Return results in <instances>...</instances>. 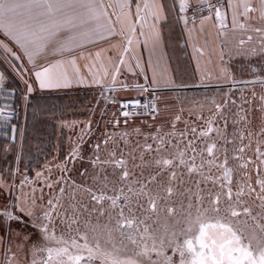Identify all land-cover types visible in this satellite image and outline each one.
Listing matches in <instances>:
<instances>
[{
  "label": "snow or ice",
  "instance_id": "1",
  "mask_svg": "<svg viewBox=\"0 0 264 264\" xmlns=\"http://www.w3.org/2000/svg\"><path fill=\"white\" fill-rule=\"evenodd\" d=\"M199 4L200 11L206 9L208 12L200 17L201 24L206 20L218 22V33L222 37L227 36L229 25L231 31L246 29L247 21L253 18L251 13L258 12L259 19L264 20V0H258L255 5L252 0H239L238 3L236 0H216L215 3L199 0ZM188 7V0H179L181 13ZM180 19L185 25L189 23L187 16ZM166 20L161 0H110L107 3L105 0H0V32L22 55L3 40H0V49L6 57L16 60L26 57L41 89L69 87L73 80L84 82L77 62L84 58L87 48L119 36L124 45L118 61L106 57L114 68L111 73L114 85L134 38L139 43L137 33L145 36L144 46L150 45L154 51L161 44L159 25ZM192 22H195L194 18ZM146 25L150 29L147 35L144 32ZM253 31L261 34L259 51L253 48L237 55L264 58V28L254 27ZM252 38L249 35L248 41ZM227 43L225 40L223 47H227ZM239 43L244 45L246 42L241 40ZM107 51L111 49L89 52L88 57L100 61ZM45 53L56 56V62L47 66L37 64V58ZM12 66L17 68L15 64ZM108 75L107 69L103 75L92 73V82L103 88ZM4 79V74L0 73V88ZM24 82L27 92L31 93L32 85ZM152 83H156L155 77ZM243 83H259L264 87V78ZM135 87L141 92L147 91L144 85ZM252 96L255 99V92ZM24 99L27 100V95ZM260 101L258 129L253 125L252 108L241 107L244 115L237 113L233 118L231 133L227 131L228 118L223 115V127L219 124L214 127L212 120L206 121V127L199 131L196 127L186 126L176 143H173L174 133L161 134L158 130L151 137L153 143L144 146V151L155 153L150 161L144 162L150 169L147 173L141 170L137 174L130 170L128 162L122 156L117 158L115 152L107 159H101V146L96 144L91 163L100 166L93 176L98 187L96 190L84 188L94 204L90 210L87 204L82 205L88 212L84 226L91 231V240L79 228L75 229L76 235L70 234L68 239L63 232L56 234L54 214L58 215L57 208L62 207L58 199L41 204L38 215L35 213V196L28 208L19 203L10 204L9 209L15 208L32 218V227L39 231L44 242L33 243L27 249V264H264V96ZM113 103H119L125 109L149 108L147 103L142 104L135 97ZM245 103L251 106L252 100H245ZM222 107L217 105V112H221ZM151 109L155 111L156 105L153 104ZM13 114L12 105L0 107V120L5 123L13 118ZM122 115L129 117L131 113L124 111ZM179 119L177 116L176 120ZM15 131L12 126V132ZM103 143L106 145L107 139ZM70 155L74 160L77 149ZM140 159L144 161L143 153ZM109 167L113 169L112 175L119 169L118 182L109 180ZM61 171L66 174L67 166ZM100 173H104L103 179ZM62 180L64 176L48 183L47 187L52 188ZM59 194H65L64 187L60 188ZM16 199L20 201L19 196ZM39 199L42 200V196ZM71 199L74 202L69 207L75 212L74 194ZM0 217L4 221L0 223V249L7 257L3 264H13L17 252L11 246L10 222L24 221L12 210L0 211ZM67 219L71 221L68 224L71 233L72 225L77 224L78 219ZM61 223H65V219L62 218ZM16 247L17 251H24L25 243Z\"/></svg>",
  "mask_w": 264,
  "mask_h": 264
},
{
  "label": "rangeland",
  "instance_id": "2",
  "mask_svg": "<svg viewBox=\"0 0 264 264\" xmlns=\"http://www.w3.org/2000/svg\"><path fill=\"white\" fill-rule=\"evenodd\" d=\"M252 17L248 27L242 29L241 33V40L246 43L227 47L226 55L230 62L227 61L222 73H228L230 76H174L173 84L154 90L156 93L152 92L157 100L154 113L130 119L119 118L117 103L113 101H118L120 97L113 95L112 90L87 88L45 96L44 99L32 98L34 95L27 92V84L24 82L26 80L31 84L33 81L29 66L23 58L16 60L11 56L6 57L0 49V73L5 77L0 90L14 92L23 112L17 136L14 139L0 136V211L12 210L24 221L10 222L11 246L13 251L17 252L13 264H27V249L33 243H44L39 231L32 227V218L15 208L9 209L10 204L17 203L25 208L30 207L33 196L37 198V215L41 211V204L46 205L49 199L59 200L62 207L57 208L58 215L54 214L57 235L63 232L65 239H68L70 234L76 235L75 229L79 228V231L86 233L91 240L92 233L84 226L88 212L82 205L87 204L90 210L94 204L84 188L96 190L98 187V182L93 181V176L99 172L100 166H93L91 163L96 144L101 146V159H107L110 153L115 152L117 158L122 156L128 162L130 170L139 174L141 170L145 173L150 170L144 162L150 161L155 153L144 151V146L153 143L151 137L156 135L158 130L161 134L174 133L173 143H176L179 133L184 131L186 126L196 127L199 131L206 127V121L212 120L214 127L216 124L223 127V115L228 118L227 131L231 133L233 118L237 113L239 116L244 115V112L240 111L241 107L252 108L253 125L258 129L261 116L258 105L261 103L260 97L264 96V87L259 83L250 85L243 82L256 80L258 77L264 78V58L237 55L238 52L247 53L253 48L259 51L261 34L254 32L253 28H264V20H260L259 16ZM249 35L253 37L251 41H248ZM13 64L17 66L16 69ZM33 91L36 93L35 89ZM253 92L256 94L255 99ZM26 95L27 100L24 99ZM245 100H252V105L245 103ZM217 105L223 106L221 112H217ZM177 116L180 117L179 120H176ZM106 139L105 145L103 141ZM73 149L78 152L74 160L70 155ZM141 153L144 161L140 159ZM65 165L68 169L66 174L61 171ZM82 172L85 173L83 176ZM38 173L41 174L39 177ZM112 173L113 169L107 168L109 180L118 182L119 169L115 175ZM61 176H64V180L53 184L52 188L47 187L48 183ZM103 176L104 173H100L101 179ZM81 185L84 187H79ZM61 187L65 188V194L62 196L59 194ZM33 188L36 189L35 192ZM73 194L76 197L75 212L69 207L74 202L71 199ZM18 196L20 201L16 199ZM41 196L42 200L39 199ZM68 217L78 219V223L72 225L71 233L68 231V224L71 222ZM62 218L65 219L63 224ZM3 222L0 217V223ZM26 236L27 241L24 240ZM21 242L25 243V249L17 251L16 245ZM8 256L10 257L11 253ZM6 258L3 249H0V264H3Z\"/></svg>",
  "mask_w": 264,
  "mask_h": 264
},
{
  "label": "crops",
  "instance_id": "3",
  "mask_svg": "<svg viewBox=\"0 0 264 264\" xmlns=\"http://www.w3.org/2000/svg\"><path fill=\"white\" fill-rule=\"evenodd\" d=\"M105 2H110V0H105ZM236 2L238 3L239 0H236ZM252 2L254 5L258 4V0H252ZM161 3L167 20L162 21L159 25L161 32L160 46L154 51L150 45L146 48L144 46L145 36H139L137 33L139 43L134 38L129 52L124 55L125 63L120 65V73L117 75L114 85L111 81V73L114 68L108 63L106 57L111 56L118 61V56L123 52L124 45L123 38L119 36L101 41L97 45L87 48L84 52V58L78 59L77 62L80 74L84 77V82L80 83L73 80L69 87L41 89L32 74V65L28 63L26 57L23 58L25 64L29 66V73L32 76V89H35L36 93L63 94L70 90L87 88L104 90V88H107L108 90L115 89L112 90L113 95L121 98L152 93L154 90L163 88L162 86L173 84L175 81L174 76H230L228 73H222L223 67L229 61L226 55L227 47L228 45L236 46L240 44L242 29L237 28L235 31H231V25H229L227 36L222 37L218 33V22L214 20H206L201 24L199 17L193 23L189 18L188 11L193 5L199 3V0H188L189 7L184 13L179 11V0H161ZM250 15L259 16V13H251ZM181 16L189 18L187 25L180 19ZM230 16L231 13H229V20ZM248 22L251 21H247V24ZM149 31V26L146 25L144 28L145 34L147 35ZM0 40L9 43L14 51L20 53L14 43L9 41L2 32H0ZM225 40L228 41L227 47H223ZM113 45H116V47L113 48ZM101 49H111V51H107L106 56H102L100 61H95L94 57L91 60L89 59V52L94 53ZM197 49H200V51H197ZM222 52L223 60H221ZM56 60V56L45 53L37 58V64L47 66L49 63H55ZM89 68H91V73ZM104 69H107L109 75L105 78L104 87L102 88L92 82V73L103 75ZM153 77L156 79L155 84L152 83ZM138 84L144 85L147 91L141 92L140 89L135 87ZM122 85L128 87L124 88ZM36 93L33 91L29 94L34 95Z\"/></svg>",
  "mask_w": 264,
  "mask_h": 264
},
{
  "label": "built area",
  "instance_id": "4",
  "mask_svg": "<svg viewBox=\"0 0 264 264\" xmlns=\"http://www.w3.org/2000/svg\"><path fill=\"white\" fill-rule=\"evenodd\" d=\"M216 0H212V3H215ZM200 4L196 3L195 5H193L189 11H188V15L189 18L192 20L197 19L201 16H205L208 15L207 10H203L200 11ZM133 97L140 99L141 103H147L149 105V108H143V107H136V108H121L120 104L117 103V109H118V116L119 118H123V119H130V118H134L136 116H142V115H149L152 114L156 111L157 109V100H156V96L153 93H146V94H142V95H134V96H129V97H121L118 99V101H124V100H129L132 99ZM12 105V109L14 110V114H13V118L8 121L7 123H5L4 121L0 120V136H5L7 138H13L17 136L18 130L21 126L22 123V119H23V112L22 109L20 107V105L18 104L17 100H16V95L14 92L12 91H8L6 89H2L0 90V107L4 106V105ZM155 104L156 105V109L155 111H153L151 109V106ZM124 111H128L131 113V115L129 117H124L122 115V112ZM12 126H15L16 131L15 133L12 132Z\"/></svg>",
  "mask_w": 264,
  "mask_h": 264
},
{
  "label": "trees",
  "instance_id": "5",
  "mask_svg": "<svg viewBox=\"0 0 264 264\" xmlns=\"http://www.w3.org/2000/svg\"><path fill=\"white\" fill-rule=\"evenodd\" d=\"M51 95H57V94L36 93V94H34V96H32V98H41V99H44V98H46L45 96H51ZM44 134H46V133H44Z\"/></svg>",
  "mask_w": 264,
  "mask_h": 264
}]
</instances>
